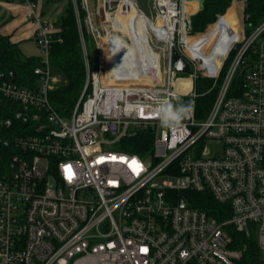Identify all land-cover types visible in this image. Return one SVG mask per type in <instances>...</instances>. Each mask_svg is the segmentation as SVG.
Returning <instances> with one entry per match:
<instances>
[{
	"label": "built area",
	"instance_id": "2783aa9c",
	"mask_svg": "<svg viewBox=\"0 0 264 264\" xmlns=\"http://www.w3.org/2000/svg\"><path fill=\"white\" fill-rule=\"evenodd\" d=\"M120 1L102 0L106 18ZM186 1L153 0L167 35L162 82L144 83L127 66L118 74L128 82H105L108 69L86 56L83 88L63 115L51 100L64 82L50 60L55 28L39 0H20L41 55L34 87L0 71V264H243L232 229L254 236L264 261V19L248 31L245 13L240 30L224 12L193 32ZM174 47L188 76L171 65ZM198 77L220 80L207 115L195 107L178 131L163 129L158 102L195 99ZM178 79L190 88L178 89ZM144 128L155 131L151 154L119 148ZM200 192L230 215L196 205Z\"/></svg>",
	"mask_w": 264,
	"mask_h": 264
},
{
	"label": "trees",
	"instance_id": "16d2710c",
	"mask_svg": "<svg viewBox=\"0 0 264 264\" xmlns=\"http://www.w3.org/2000/svg\"><path fill=\"white\" fill-rule=\"evenodd\" d=\"M77 1L86 50L89 61L94 64L98 51L84 24L86 10L82 7V0ZM232 1L204 0L203 8L191 16L192 31L205 30L210 23L214 22L220 14H223L230 7ZM239 6L240 3L235 2L229 8L227 16L234 15L235 17ZM245 13L248 14L246 23L247 30L250 31L264 19V0H245ZM53 26L55 32L50 50V60L55 71L62 76L64 82L51 92V100L60 113L69 115L79 98L86 77L81 27L71 0H68L65 15L58 20V25ZM19 44V41H12L10 35L0 30V71H13L15 81L21 85L34 87L36 82L34 68L40 64V56L22 57ZM219 82L220 80L215 84L214 79L209 77L196 79L195 107L198 118L204 117L209 112L217 95ZM237 82H240L239 77L235 80V83ZM187 100L189 99L185 97L184 101ZM154 132L152 128L140 129L134 135L125 138L119 148L140 155H149L153 151ZM193 196L196 197L195 204L208 213L221 218L230 215L227 207H222L223 205L215 200L209 192L193 193ZM222 209L226 212H223L225 214H222ZM231 235L233 246L242 250L243 264H264L254 236H247L245 233L233 229Z\"/></svg>",
	"mask_w": 264,
	"mask_h": 264
},
{
	"label": "rangeland",
	"instance_id": "374dc122",
	"mask_svg": "<svg viewBox=\"0 0 264 264\" xmlns=\"http://www.w3.org/2000/svg\"><path fill=\"white\" fill-rule=\"evenodd\" d=\"M71 1L75 8L76 16L78 18V22L81 27L82 44L84 49V61H85L86 56L88 57V53L86 50V45L82 32V25L80 24L81 21H80L79 9H78V1L77 0H71ZM13 2L19 3L20 1L18 0ZM39 2L43 11V17L46 20H48L52 25H58V20L66 13V9L68 7V0H39ZM135 2L139 6V8L144 12V16L147 18V20L149 19L148 20L149 25H147V29H146V31L148 32V43L151 46L152 50H154L158 55L159 61L161 63L160 74L162 75V78L164 80L168 67V59H167L168 50L165 48V46H160V43L156 41L155 38L154 32L160 21L155 17V13L153 11V0H135ZM235 2L240 3L239 8H237L238 9L236 13L237 15H235V17L234 15H230L228 17L233 22V27L235 28L238 27L241 30L242 29L241 24L245 23L244 18L243 21L241 19L243 15H245V0H233L230 7H232V5ZM81 3H82V7L86 10L84 24L87 28V32L91 34L95 47L97 48L98 51V56L97 59L94 60V64L90 62L91 67L92 68L102 67V69L104 70L105 68H107V61H108L109 52L107 46L112 48L114 47L111 42L112 40L118 39L120 42L126 43L127 46L132 45L133 42L134 43L138 42L139 38L135 37L132 39L130 36V32L128 31L131 30L134 33L139 34V32L141 31L140 19L142 18V14L141 12L137 11V9H133L132 10L133 16L123 17V23H126L128 25V31H127L123 26H121V24H118L117 22L116 23L111 22L109 17L107 18L105 17L104 12L102 11V0H82ZM19 4L18 6H14L15 10H13L12 8L11 9L3 8V6H0V8L2 9L1 11L3 12V13L0 12L1 13L0 16L7 13H8L7 15L12 16L14 15L13 13H15V16L21 21L20 26H22L23 24L25 25V23L30 25L29 21L26 18L25 11H23V7L25 5L23 3H19ZM113 8L114 5H111L110 10H112ZM229 8L225 11L226 16L228 14ZM114 12L115 10L110 12L111 13L110 17L114 16ZM196 12H198L197 6L195 10L190 12V17H189L190 20H191V16ZM116 14L118 15V18H121V16L119 15V11ZM1 22L4 21L0 20V26L3 25ZM19 46L22 51V57H26L30 55H35V56L41 55V51L37 45V42L35 41V37L32 38L30 37L20 41ZM127 46L124 47V53L129 58H132V54H134V52L131 51V49ZM145 54L148 55V52L146 50H145ZM124 61L125 63L127 62V60ZM127 65L130 66V63ZM177 75L188 76V74H183V73H177ZM184 99L185 97L183 98V100Z\"/></svg>",
	"mask_w": 264,
	"mask_h": 264
},
{
	"label": "bare ground",
	"instance_id": "6f19581e",
	"mask_svg": "<svg viewBox=\"0 0 264 264\" xmlns=\"http://www.w3.org/2000/svg\"><path fill=\"white\" fill-rule=\"evenodd\" d=\"M119 5L120 6L118 7V9L114 12V16L109 17L110 21L114 22V23L117 22L118 24H121V26H123L128 31V25L126 23H123V17L133 16L132 10L135 9L134 4H133V0H121ZM196 6H197L196 0H191V1L187 0L185 3V7H186V10L188 12H192L193 10H195ZM122 7H125V9L127 10L126 14H123L120 12L119 8H122ZM118 11H119V15L121 16V18H118V15L116 14ZM140 24H141V31L139 32V34L134 33L131 30L128 31V32H130V36L132 39L135 37L139 38L137 43L133 42L132 45L127 46L126 43L120 42L121 43V49H120V51L116 52L114 55L112 54L113 48L107 46L108 52H109L108 53V61H107L108 71H107V78H104L105 82H106V80H107V82H116V83L128 82L129 81V78H127L128 76L118 74V69L121 67L124 68L125 66H127L126 68H128V71L126 73H129V74L130 73L135 74V73H138L139 71H141L140 77H142V80L144 83L157 84V83H160L163 81L162 75L160 74L161 63L159 61L158 55L154 50H152L151 46L148 43V32L146 31V29H147V25H149V23H148L147 18L143 14H142V18L140 19ZM158 28H161L160 25L156 27L155 32H154L156 41H158L160 43V46H165V48H166V46H167V42H166L167 35L165 32H159ZM109 39H110V37H109ZM117 40L118 39H116V40L114 39L111 41L113 46H114L115 41H117ZM125 46L129 47L131 49V51L134 52V54H132V58H129L128 56L125 55V53H124V47ZM145 50L148 52V55L145 54ZM124 60H127V62L125 63ZM129 63H130V66L127 65ZM137 63H139V65L144 63V64H146V67L144 69H143V67L141 69H139L137 67L132 66V65H136ZM115 68H118V69H116V72H117L116 73V80L112 79L110 76V70L115 69ZM120 76H123L124 78H119L120 80H118V77H120ZM119 81H121V82H119ZM176 86L180 90L181 89L187 90L190 88L191 83H190L189 79H178L176 81Z\"/></svg>",
	"mask_w": 264,
	"mask_h": 264
},
{
	"label": "clouds",
	"instance_id": "9594fccd",
	"mask_svg": "<svg viewBox=\"0 0 264 264\" xmlns=\"http://www.w3.org/2000/svg\"><path fill=\"white\" fill-rule=\"evenodd\" d=\"M120 49L121 43L117 40L114 43L112 54L114 55ZM172 95L175 97V102L172 98L161 99L158 102L155 112L159 117L160 126L163 129L171 130L175 133L183 127L185 120L191 119L194 115L195 99L181 101L179 96L176 94Z\"/></svg>",
	"mask_w": 264,
	"mask_h": 264
},
{
	"label": "crops",
	"instance_id": "0c3cea01",
	"mask_svg": "<svg viewBox=\"0 0 264 264\" xmlns=\"http://www.w3.org/2000/svg\"><path fill=\"white\" fill-rule=\"evenodd\" d=\"M0 2H1L0 6H3V8H9V9L12 8L13 10H15L14 6H18V4L21 3V2L18 3V2L6 1V0H0ZM24 8L25 6L23 7V11H25L26 13V8L25 9ZM1 10L2 9L0 8V12L3 13ZM7 14L0 16V20L4 21V22H1L3 24L0 27L1 32L11 35L13 41H16V42L17 41L20 42L27 38L34 37V28L31 24L30 26L29 24L25 23V25L23 24L22 26H20L21 21L15 16V13H13L14 15L12 16H9Z\"/></svg>",
	"mask_w": 264,
	"mask_h": 264
},
{
	"label": "water",
	"instance_id": "95a60500",
	"mask_svg": "<svg viewBox=\"0 0 264 264\" xmlns=\"http://www.w3.org/2000/svg\"><path fill=\"white\" fill-rule=\"evenodd\" d=\"M197 1L199 2V8L202 9L204 0ZM171 65L176 72L183 74H189L192 69L190 62L186 58H184L175 47L171 49ZM54 186L55 182L52 180V187Z\"/></svg>",
	"mask_w": 264,
	"mask_h": 264
},
{
	"label": "snow or ice",
	"instance_id": "6c2138e0",
	"mask_svg": "<svg viewBox=\"0 0 264 264\" xmlns=\"http://www.w3.org/2000/svg\"><path fill=\"white\" fill-rule=\"evenodd\" d=\"M141 111H143V110H141ZM113 159H115V158L113 157ZM132 164H136V162H135V161H132ZM138 168H139V165H137V167L134 168L133 170H134V171H137ZM65 171H66L67 173H69L68 178L71 179V178H72V175H71V167H70V166H66Z\"/></svg>",
	"mask_w": 264,
	"mask_h": 264
}]
</instances>
